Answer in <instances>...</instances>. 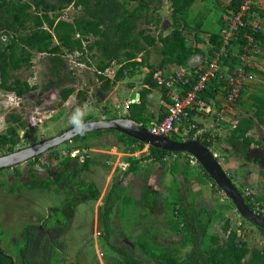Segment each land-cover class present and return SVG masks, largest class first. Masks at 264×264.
Here are the masks:
<instances>
[{"label": "rangeland", "instance_id": "obj_1", "mask_svg": "<svg viewBox=\"0 0 264 264\" xmlns=\"http://www.w3.org/2000/svg\"><path fill=\"white\" fill-rule=\"evenodd\" d=\"M254 4L257 10L254 17L264 25V3L254 0ZM224 9L223 0H196L192 10L186 13V20L193 30L186 33L188 39L205 56L212 49L210 35L220 32L222 16L226 20ZM76 11L68 7L65 18L70 19ZM171 12V0H162L157 15L166 24L164 30L172 26ZM0 44H6L5 37L0 36ZM227 48H231L236 56L241 47L233 44ZM256 54L263 53L256 51L247 59L261 64ZM77 57L76 54H65L69 68L74 72L75 89L66 102L58 99L55 89L44 90L49 79L44 55L39 53H32L30 68L15 73L30 88L36 84V91L31 90L27 96L20 98L0 91V140L9 137V127L15 128L17 135L16 143L0 144V157L74 126L71 118L77 109L85 112L83 122L125 116V105L136 99L135 92L142 87L149 73L148 64L158 65L161 61V57L153 51L148 64L144 62L135 68H128L125 78L114 82L110 90L102 94L99 91L101 82L95 75L97 60L93 59L92 66H88L77 62ZM192 63H195L194 59ZM118 69L119 66L114 63L105 75L113 80ZM248 76L250 80L241 98L242 103H237L232 112L236 119L242 115L251 117L250 94L264 97V80L252 73ZM157 92L155 90L152 94L148 109V112L153 109L152 114L156 118L159 105H155V98L157 96L158 100L161 97ZM12 113L21 117V124L12 120ZM250 136L254 143L249 147V153L244 155L241 144L229 139V128L225 126L210 150L217 155L220 166L252 210L264 217V170L259 160L253 158L254 153L264 145V127L256 125ZM148 149L146 145L120 140L117 132L104 131L85 140L63 144L17 167L1 170L0 248L13 256V252L19 249L25 227L42 225L61 232L57 264H119L121 257L111 246L122 248L135 259L150 264L152 259L142 254L135 243L141 232L151 235L155 246L185 254L192 250L191 245L182 247L185 223L194 231L206 229L207 236L224 237L226 220L230 221L232 229L238 230L240 238L247 242L250 249L262 246L263 237L256 226L241 218L233 203L204 174L194 158L190 156L188 179L185 181L181 176L174 177L170 173L172 163L176 160L183 163L184 155L172 154L163 163H153L143 160ZM74 156H86L92 162L89 169L81 173V183L72 193L67 195L65 190L57 191L56 186L32 190L23 185L31 181L30 172L36 173L41 180L49 178L46 167L49 166L50 172L55 173L68 165L67 158ZM130 161L136 163L130 166ZM131 167L134 168L132 171ZM120 180L122 184L110 206L111 232L107 241L103 230V206L112 185ZM169 219L181 222L178 230L173 229Z\"/></svg>", "mask_w": 264, "mask_h": 264}, {"label": "trees", "instance_id": "obj_2", "mask_svg": "<svg viewBox=\"0 0 264 264\" xmlns=\"http://www.w3.org/2000/svg\"><path fill=\"white\" fill-rule=\"evenodd\" d=\"M242 1H227L224 9L226 20L224 21L222 16L220 32L210 35L209 43L212 49L211 53L205 56L201 49L189 41L186 34L193 32L190 23L186 20V13L191 9L195 0H171L172 26L169 30H164L166 24L162 23L157 15L162 0H0V36L6 39L4 46L0 44V91L20 98L27 96L31 90L38 89L36 84L30 88L27 82L15 76L16 72L32 66V53L44 55L49 79L44 90L55 89L58 99L66 102L75 89L74 72L70 70L65 54L78 55L77 62L88 66H92L93 59L97 60L94 65L95 75L96 79L101 82L99 91L103 94L110 90L114 82L125 78L124 73L128 68H135L144 62L148 64L151 53L155 51L161 57L160 63L158 65L148 64L149 73L144 79L143 86L138 90L139 99L130 102L126 108V115L122 116L147 128L151 122L161 121L173 103L169 94L170 88L167 86L169 75L173 72L172 69L184 67L193 73L187 83L180 84L184 92L191 90L203 72L199 65L192 66L191 60L196 55H200L202 63L208 55L210 57L206 59L209 60L213 52L220 51L223 46L222 31L231 18L238 14ZM68 7L77 9V13H74L70 19L65 18V10ZM255 10L253 7L252 11ZM243 32L250 33L248 28L242 29L237 39L241 45L245 43ZM254 36L257 45L255 50L263 53L256 54L261 64L249 62L245 70L264 80V34L258 33ZM233 52L231 48H227V54L220 56L229 71L239 64ZM114 63L119 66V69L114 79L111 80L105 72ZM64 83L66 86H63ZM221 87V83L213 80L200 92V99L207 102L217 99V103H222L218 100V96L224 94ZM155 90L160 92L161 100L158 117L153 120V116L147 114V108L152 92ZM244 93L245 89L241 91L235 105L242 103L241 98ZM249 98L251 117L242 115L235 120L234 127L229 126V139L235 143L239 142L243 153H246L254 143L250 136L254 127L256 125L264 127V97L250 94ZM191 116H194V112H191ZM11 118L14 122L21 124L20 116L12 113ZM7 133L9 137L0 140V144L16 143L15 128L9 127ZM100 133L102 132L85 134L74 140H85L89 136ZM118 134L120 140L127 139L130 143L144 145L123 134ZM192 137L193 131L186 136L180 131L173 133L170 138L181 142L191 140ZM196 140L209 149L215 143L214 137L208 134ZM262 147L264 148V145ZM174 154L184 155L185 161L183 163L178 160L174 161L170 167V173L174 177L179 175L187 181L190 156L185 153ZM169 155L172 153L149 147L143 160L163 163ZM67 162H69L68 165L61 167L55 173L50 172L49 166L46 167L50 175L49 178L42 180L36 173L30 172L31 181L23 185L32 190L56 186L57 191L65 190L67 195L72 193L73 189L81 183L79 178L81 173L89 169L92 161L86 156H74V158H67ZM130 162V166L136 163ZM199 167L211 179L200 165ZM130 169L132 171L134 168ZM17 174L20 175L19 172ZM121 184L120 180L112 185L103 206V230L107 241L111 232L110 206ZM213 184L217 186L214 182ZM218 190L221 191L219 188ZM244 199L248 204L247 199ZM248 206L252 209L250 204ZM169 223L174 230H178L181 222L169 219ZM256 228L263 237V243L260 248L253 249H250L247 242L240 238L238 230L230 227L229 220H226L223 226L224 237L207 236L206 229L194 231L185 223L183 226L185 238L182 241V247L192 246V250L185 254L179 250L168 251L166 248L155 246L151 235L145 232L138 235L135 243L142 254L152 259L150 264H264V229ZM59 233L61 232L57 228H46L42 225L26 226L19 249L13 252L14 257L0 248V264H57V254L62 243ZM111 248L121 257L119 264H145L122 248L114 246Z\"/></svg>", "mask_w": 264, "mask_h": 264}, {"label": "built area", "instance_id": "obj_3", "mask_svg": "<svg viewBox=\"0 0 264 264\" xmlns=\"http://www.w3.org/2000/svg\"><path fill=\"white\" fill-rule=\"evenodd\" d=\"M254 5V0L242 1L238 14L231 18L221 34L223 46L219 52H213V56L209 60L206 59L210 57L208 55L209 57L207 56L204 62L199 65L203 72L199 75L197 84L191 90L184 92L180 84L187 83L193 73L184 67H176L173 70L167 82L173 103L161 121L150 123L147 127L149 132L170 138L173 133L178 132V129L183 126L186 129V135L193 131L192 140H196L205 134L214 137L216 130L227 123H231L234 127L235 121H231L230 117L241 91L246 88L250 80L248 72L245 70V66L249 63L247 58L257 51L255 50L257 45L254 34H264V25L254 17L252 11ZM245 27L248 28L250 33L243 32L245 43L241 45L237 42V39L239 33ZM234 43L239 48L241 47L236 55L239 64L229 71L220 56L224 55L227 47L232 46ZM213 80L222 84L221 90L224 94L218 96V100L222 101L221 104L217 103V99L207 102L199 97L200 92L210 85ZM138 99L139 94H137L134 101ZM127 106L125 105L126 108ZM191 112H194V116L200 115L209 118V126H199L194 116H191Z\"/></svg>", "mask_w": 264, "mask_h": 264}, {"label": "water", "instance_id": "obj_4", "mask_svg": "<svg viewBox=\"0 0 264 264\" xmlns=\"http://www.w3.org/2000/svg\"><path fill=\"white\" fill-rule=\"evenodd\" d=\"M103 131H114L123 134L148 148H156L166 152L185 153L195 159L217 187L233 203L237 212L246 222L264 229V217L255 213L247 204L242 194L233 184L228 174L220 166L217 156L209 148L197 140L177 142L171 138L154 135L149 130L128 117L99 119L83 122L82 127L76 125L36 144L24 147L0 157V171L17 167L25 162L34 160L42 154L71 142L76 137ZM264 169V162L262 164Z\"/></svg>", "mask_w": 264, "mask_h": 264}, {"label": "crops", "instance_id": "obj_5", "mask_svg": "<svg viewBox=\"0 0 264 264\" xmlns=\"http://www.w3.org/2000/svg\"><path fill=\"white\" fill-rule=\"evenodd\" d=\"M196 1V0H195ZM228 1V0H227ZM258 2H260V3H264V0H257ZM226 4H227V2L226 1H224L223 0V6H226ZM194 5V4H193ZM193 7V6H192ZM192 7H191V9L190 10H192ZM198 26H200V24L198 25ZM193 38H194V41H195V37L193 36ZM198 41V40H197ZM191 42V41H190ZM192 43V42H191ZM195 46V45H194ZM204 48V44H203V46H202V49ZM193 59L195 60V63L193 64L192 62H193ZM192 60H191V65L192 66H195V65H200L201 64V59H200V55H198V56H195L194 58H193ZM139 60V59H138ZM176 68H173V70H175ZM143 86V85H142ZM157 92V91H156ZM153 93H155V91H153L152 92V94ZM160 94V92H157V94ZM137 94H138V92H135V97L137 96ZM152 96V95H151ZM151 99V98H150ZM156 100V102H155V105H160V100H161V97L160 98H158V100H157V96H156V98H155ZM150 102V101H149ZM219 104H221V102L219 103ZM150 108V106L148 105V108H147V114L149 115V116H153V120H154V118H156L155 116L156 115H154V114H152L153 113V109H151V111L150 112H148V109ZM194 119L197 121V123H198V125L199 126H204V125H206L207 127L209 126V118H207V117H202V116H200V115H197V116H194ZM235 116L234 115H231V117H230V120L231 121H235ZM156 120V119H155ZM231 125V123H227L226 125H224L222 128H221V130L220 129H217L216 130V135L214 136V139L215 138H217V137H219V135L223 132V129H224V127L225 126H227V128H229V126ZM182 132V134L184 135V136H186V129H184L183 128V126H181L179 129H178V132ZM212 153H213V151H212ZM214 155L215 156H217L215 153H214ZM218 158V157H217Z\"/></svg>", "mask_w": 264, "mask_h": 264}, {"label": "clouds", "instance_id": "obj_6", "mask_svg": "<svg viewBox=\"0 0 264 264\" xmlns=\"http://www.w3.org/2000/svg\"><path fill=\"white\" fill-rule=\"evenodd\" d=\"M84 116H85V112H83L80 109H77L72 115L71 123L76 125L77 127H82Z\"/></svg>", "mask_w": 264, "mask_h": 264}, {"label": "flooded vegetation", "instance_id": "obj_7", "mask_svg": "<svg viewBox=\"0 0 264 264\" xmlns=\"http://www.w3.org/2000/svg\"><path fill=\"white\" fill-rule=\"evenodd\" d=\"M249 151H250V149L248 148V150L246 151V153H244V155H247L249 153ZM253 156H254L253 157L254 159H258L259 160V165L261 166V168H263L262 164L264 162V148L261 147L259 150H257V152L254 153Z\"/></svg>", "mask_w": 264, "mask_h": 264}]
</instances>
